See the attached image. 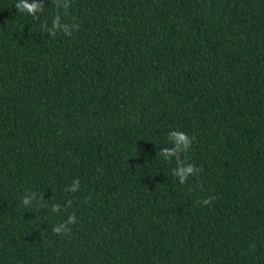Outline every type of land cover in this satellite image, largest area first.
Returning <instances> with one entry per match:
<instances>
[{
  "label": "trees",
  "instance_id": "16d2710c",
  "mask_svg": "<svg viewBox=\"0 0 264 264\" xmlns=\"http://www.w3.org/2000/svg\"><path fill=\"white\" fill-rule=\"evenodd\" d=\"M27 2L0 0V264H264V0Z\"/></svg>",
  "mask_w": 264,
  "mask_h": 264
},
{
  "label": "clouds",
  "instance_id": "9594fccd",
  "mask_svg": "<svg viewBox=\"0 0 264 264\" xmlns=\"http://www.w3.org/2000/svg\"><path fill=\"white\" fill-rule=\"evenodd\" d=\"M15 9L17 12L20 13H26L30 15L33 19L36 18V13L42 12L44 9L43 3H28L27 0H17V3L15 4ZM61 27L60 19L57 17L53 21V30L51 31V34L55 36L57 32L55 30L59 29ZM76 28V25H75ZM65 31L63 32L65 35H71L72 31L70 30V24L65 23L64 25ZM168 140L171 147H165L160 149L159 154L163 156L166 160H171L175 158L176 161V167L173 169L172 175L176 177L180 184H184L189 177L198 174L200 171L197 169L194 165L185 163L184 160L181 159L182 153H187L192 146L193 137H189L185 132L183 131H170L168 134ZM79 189V181H73V187L69 189V191L76 192ZM213 198H208L202 201V204L204 205H210L212 203ZM33 200L32 195H26L22 203L25 206H28L31 204ZM58 206L53 205V211H57ZM76 223V217L75 215H72L68 217L66 223L60 224V226L55 227L52 229L53 233L55 234H67L71 231L69 225Z\"/></svg>",
  "mask_w": 264,
  "mask_h": 264
}]
</instances>
